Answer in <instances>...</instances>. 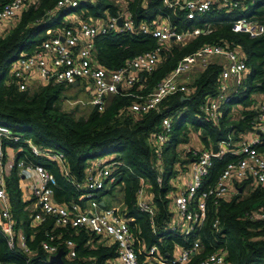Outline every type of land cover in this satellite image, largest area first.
<instances>
[{
    "label": "trees",
    "instance_id": "1",
    "mask_svg": "<svg viewBox=\"0 0 264 264\" xmlns=\"http://www.w3.org/2000/svg\"><path fill=\"white\" fill-rule=\"evenodd\" d=\"M9 0H0V9ZM59 0H39L38 4L29 7L21 16L20 22L3 38H0V125L12 130L22 138L31 140L35 145L62 153L65 157L68 177L71 181L81 182L85 169L91 160L115 155L117 162L123 165L113 173L117 182L109 189L99 191L98 200L109 208L103 198L119 193L120 206L116 212L128 220L133 236V248L142 261L151 247H156L160 259H167L174 253V245L188 247L194 237L180 238L166 232V222L170 211L169 193L172 187L169 180L181 164L177 148L182 145L198 146L212 150L213 146L251 130L257 115L251 96L264 93V35L250 39L247 35L231 32V22L238 19L239 13L226 15L218 11L197 16L187 21L181 11H167L154 0H129L128 9L134 23L144 21L148 24L157 16L167 14L171 24L179 30L199 28L202 33L182 45H172L163 52V62L151 75H141L138 85L106 99L102 113L94 107L85 116L75 117L72 111H64L60 103L62 86H39L34 91L20 92L9 78V69L21 53H31L46 39L48 28L61 26L62 17L68 13H77L81 18L92 19L114 17L119 6L114 0H96L94 3L82 2L76 9L57 13L43 24L48 11L53 10ZM254 16L264 27V0L254 3ZM213 23L207 30L205 23ZM227 44L236 49L245 59L250 70L238 94L224 106L220 122L213 125L200 112V106L206 97L215 96L218 89L221 67L209 65L193 82L194 89L190 95L175 94L166 97L159 106V111L145 115L129 112L134 99L128 94H135L143 87L141 94L150 92L158 82L169 76L177 63L185 56L195 53L203 46ZM156 42L150 36L132 34H109L98 37L95 41V57L107 70H118L125 62L135 56L154 49ZM181 97H185L184 100ZM237 100H236V99ZM239 107L238 113L232 107ZM238 114L237 119L233 117ZM179 115V117H177ZM163 118L173 119V135L163 150L162 161L154 152V134ZM196 135L190 138V132ZM191 141V143H190ZM24 147L20 143H8L7 147L16 150ZM263 150V148H259ZM14 166L6 176V188L10 199L11 215L15 223V232L23 233L29 254L17 247L10 249L0 233V264H47V255L41 244L48 241L47 235L54 238L52 243L58 251H63L62 261L65 264H105L115 257V246H93L95 237L85 228L73 230L69 226L58 228L54 219L33 226L32 215L25 211L28 205L22 200L19 189L18 160H28L41 164L54 176L56 185L53 188V199L57 204H82L81 194L73 188L59 167L46 159L35 158L24 150L15 153ZM236 160L226 154L221 160H214L208 176L204 179L203 189L213 185L227 164ZM142 178L149 189L156 209L154 225L149 216L142 214L136 207V191ZM161 178V184L157 182ZM242 185L247 187L246 183ZM118 190V191H116ZM264 207V186L250 187L246 193H236L230 198L220 200L216 205L207 201L206 222L198 233L203 246L201 254L194 256L190 264L221 248L226 253V264H264V225L252 221L247 216L250 212ZM219 222V232L212 228L213 222ZM222 235V237H221ZM75 244L76 257L67 260L65 242ZM94 241L92 244L91 242ZM52 264V263H49Z\"/></svg>",
    "mask_w": 264,
    "mask_h": 264
},
{
    "label": "built area",
    "instance_id": "2",
    "mask_svg": "<svg viewBox=\"0 0 264 264\" xmlns=\"http://www.w3.org/2000/svg\"><path fill=\"white\" fill-rule=\"evenodd\" d=\"M39 0H9L0 9V38L4 37L6 22L16 17L18 11H26L27 3L38 4ZM96 0H59L53 10L48 11L46 17L40 21L43 24L53 18L60 11L76 9L80 3H94ZM116 3L119 11L116 16L83 19L77 13H68L62 19V25L48 28L45 31L46 39L31 53H21L9 69V78L15 83L20 92L29 90L34 83L41 86H75L86 84L91 89L92 100L90 105L102 113L106 99L110 95H117L138 85L141 75H151L157 68L163 52L172 45H182L197 37L199 28L179 30L171 24L167 14L157 16L156 20L148 24L141 21L134 23L128 4ZM147 1V0H145ZM158 1L167 11H181L187 21H193L197 16L211 11V7L218 0H154ZM227 3V10L238 6L237 0H219ZM255 3L257 0H249ZM92 19V18H91ZM121 25H117V21ZM163 22V23H162ZM211 23H206L208 30ZM231 32L247 35L256 39L264 35V27L254 17H240L231 22ZM109 34H132L150 36L156 42L154 49L141 53L125 62L118 70L105 69L95 57V41L98 37ZM223 57L227 66L219 74L218 89L215 96L206 97L200 106V112L213 125L220 122L221 114L228 97V82L234 79L241 87L246 81L250 70L244 57L227 44H211L198 49L195 53L183 57L172 73L158 82L147 94H141L143 87H139L135 94H128L134 99L129 112L135 115H145L151 111H159L161 102L175 94L189 95L194 89L180 84L178 78L187 74L199 65L204 71L213 57ZM264 94V93H263ZM72 104H75L73 102ZM257 113L250 133L251 140H242L236 151L217 150L214 154L210 149L198 146L185 147L188 162L178 165L173 176L174 182L168 197L170 198V217L166 222V232L175 234L184 239L194 237L188 247L174 245V253L167 259H160L156 247H151L142 261L133 248V236L128 226V220L121 217L114 208H101L98 200L99 191L109 189L117 182L113 173L122 166L117 162L115 155L91 160L87 165L81 182L71 181L68 177L66 160L62 153L52 149L35 145L31 140L22 138L9 128L0 125V233L10 249L17 247L23 253L29 254L26 238L23 233L15 232V223L11 215L10 199L6 188V176L13 168L15 157L8 158V143H20L24 147L13 149L15 153H24L30 156L46 159L55 163L70 184L81 194L82 204H57L53 199V188L56 185L54 176L41 164L28 160H18L16 168L19 177H22L34 199L38 211L32 215V225L37 226L47 219L53 218L55 226L73 230L85 228L96 240L106 247L115 246V257L105 264H190L191 259L202 253L203 246L198 233L204 226L207 217V201L212 200L216 205L220 200L230 198L236 193H246L250 187L264 186V101L255 106ZM179 117V115H177ZM173 133V119L163 118L157 132L154 134V152L162 161L163 150ZM197 143V139H196ZM223 143V142H222ZM263 150H259V148ZM226 154L233 155L236 160L227 164L213 185L203 189L204 179L213 167L214 160H221ZM183 157V158H184ZM190 160V161H189ZM161 178L157 182L161 184ZM243 183L247 184L245 188ZM238 188H241L239 191ZM20 189V188H19ZM146 183L139 178V188L136 191V207L142 214L149 216L154 225L156 209ZM252 221H259L264 225V207L252 211L247 216ZM212 228L220 233L219 222L215 220ZM222 237V235H221ZM48 241L41 244L50 257L58 252L52 243L53 237L47 235ZM64 257L72 260L76 257L75 244L71 240L65 242ZM63 257V256H62ZM194 264H226V253L223 249H215L210 254L196 261Z\"/></svg>",
    "mask_w": 264,
    "mask_h": 264
},
{
    "label": "crops",
    "instance_id": "3",
    "mask_svg": "<svg viewBox=\"0 0 264 264\" xmlns=\"http://www.w3.org/2000/svg\"><path fill=\"white\" fill-rule=\"evenodd\" d=\"M127 1L129 2V0H121V2H123L125 4L127 3ZM237 1H238V6L235 9L227 10L229 8L228 4L227 3H224V5H223L218 0V2L211 7V11L210 12H212V11H218V12L224 13L226 15H230V14H233L235 12V13H239L240 16H242V17H254V16H251L252 13H253V11H254V8H253L254 7V3H251L249 0H237ZM114 2L120 3L119 0H114ZM27 6L29 8V7H31L33 5L27 3ZM23 12H25V10L24 11H22V10L21 11H18V13H17V15H16V17L14 19L9 20V21L6 22V29L4 31V34H5L4 37L6 35H8V33L20 22L21 16H22ZM56 17H57V14H55L53 16V18H56ZM62 19H63V17H62ZM89 19L93 21V19H91V18H89ZM213 23L211 22V26L213 25ZM205 24H204V27H205ZM162 62H163V58H161L159 60V63L157 65V67ZM214 64L220 66L221 69H225L226 66H227L226 59L223 58V57H219V56H216V57H213V58L210 59L209 65H214ZM202 72L203 71L201 70V67L199 65H196V66H194L191 69L190 72H188L185 75L180 76L178 78V81H179L180 84H184V85H187V86L191 87V85L193 84V82L199 77V75ZM37 84H38V86H41V85H39V83H37ZM228 84H229L228 85V97L229 98H233V97H235L238 94V90H239L240 87L237 86V84H236V82H235L234 79H230L229 82H228ZM75 86H77V85H75ZM75 86H73V87H75ZM251 99L254 101V103L252 104L251 107H253V106L255 107L257 105V103H259L261 101H264V94L263 93H256V94H254V95L251 96ZM229 102L230 101L226 102L225 105L228 104ZM232 109H233V112H235V113H238V111H240V108L237 107V106L232 107ZM237 118H238V114H236L233 117V119H237ZM250 135H251L250 131L245 132L244 134H242L241 136H239L240 141H235L233 139V137L231 136V137H229V140L228 141H225L223 143L221 142L217 146H218L219 149H223L225 151H236L237 150V145L242 140H246L247 141V140L253 139L254 135H251V136H253L252 138H248V137H250ZM195 136H196L195 134L194 135L192 134V138L191 139L193 140L195 138ZM195 140H196V138H195ZM190 143H191V141H190ZM8 151H12V148H9L8 147L7 148V154H9ZM182 160L185 161L186 163L188 162V158L187 157L182 158ZM176 170H178V166L176 167ZM173 182H174V179H173V177H171V179L169 180V184H172ZM25 186H27V182H25V180H23V178L20 177L19 188H20V191L22 193V200H23L24 203L28 204L25 207V211H29L31 213L37 212L38 209H37L36 205H34V199L32 198L31 194L28 192V189L27 188H24ZM101 204H103V201L100 202V205ZM101 208H104V206H101ZM93 242L94 241H92L91 244ZM99 244L100 243L96 240L93 243V246H97Z\"/></svg>",
    "mask_w": 264,
    "mask_h": 264
},
{
    "label": "rangeland",
    "instance_id": "4",
    "mask_svg": "<svg viewBox=\"0 0 264 264\" xmlns=\"http://www.w3.org/2000/svg\"><path fill=\"white\" fill-rule=\"evenodd\" d=\"M38 86L37 83H34L32 87L29 88L30 91H34ZM92 100V92L91 89H88V86L86 84H79L75 87L73 86H62L61 93H60V105L64 111H72L75 117L85 116L89 113L92 106L90 105V101ZM75 102V104H72ZM192 134L194 135V132H190V138H192ZM248 137V136H247ZM253 136L250 135L248 138H252ZM196 138V136H195ZM194 140V139H193ZM189 145L182 144L177 148V153L182 156L181 162H183L182 158L186 156V154H183L184 148L189 147ZM8 158L14 157L13 155V149L12 151H8ZM12 152V153H11ZM107 157V156H106ZM118 191V190H116ZM120 196L119 193H114L112 195H108L107 197L103 198L106 205L108 207L117 209L120 206Z\"/></svg>",
    "mask_w": 264,
    "mask_h": 264
},
{
    "label": "water",
    "instance_id": "5",
    "mask_svg": "<svg viewBox=\"0 0 264 264\" xmlns=\"http://www.w3.org/2000/svg\"><path fill=\"white\" fill-rule=\"evenodd\" d=\"M117 25L120 26L121 25V21L118 20L117 21ZM182 100L185 99V97H181ZM217 150H218V146H213L212 147V151L214 154L217 153ZM239 191L241 190V188H238ZM101 206H103V204H101ZM62 256H63V251L62 250H59L57 252V254H55L54 256H51L50 257V263L52 264H65L63 261H62Z\"/></svg>",
    "mask_w": 264,
    "mask_h": 264
}]
</instances>
